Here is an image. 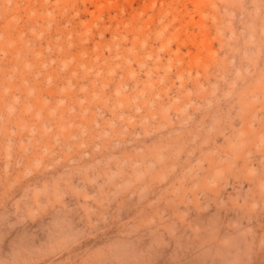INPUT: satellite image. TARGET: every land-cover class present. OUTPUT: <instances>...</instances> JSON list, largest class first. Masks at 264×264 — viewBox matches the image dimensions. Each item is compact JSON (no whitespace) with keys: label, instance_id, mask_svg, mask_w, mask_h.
<instances>
[{"label":"rangeland","instance_id":"1","mask_svg":"<svg viewBox=\"0 0 264 264\" xmlns=\"http://www.w3.org/2000/svg\"><path fill=\"white\" fill-rule=\"evenodd\" d=\"M0 264H264V0H0Z\"/></svg>","mask_w":264,"mask_h":264}]
</instances>
